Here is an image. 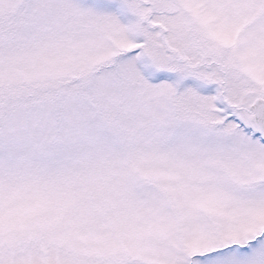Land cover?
Wrapping results in <instances>:
<instances>
[{
    "label": "snow or ice",
    "instance_id": "6c2138e0",
    "mask_svg": "<svg viewBox=\"0 0 264 264\" xmlns=\"http://www.w3.org/2000/svg\"><path fill=\"white\" fill-rule=\"evenodd\" d=\"M0 264H264V0H0Z\"/></svg>",
    "mask_w": 264,
    "mask_h": 264
}]
</instances>
